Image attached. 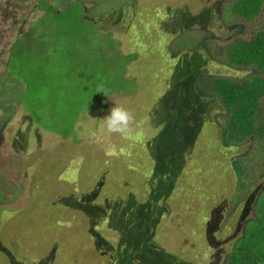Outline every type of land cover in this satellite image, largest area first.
Wrapping results in <instances>:
<instances>
[{
	"label": "rangeland",
	"instance_id": "rangeland-1",
	"mask_svg": "<svg viewBox=\"0 0 264 264\" xmlns=\"http://www.w3.org/2000/svg\"><path fill=\"white\" fill-rule=\"evenodd\" d=\"M48 1L60 9L70 8L75 21L71 25H80L78 5L82 7L88 20L85 29L91 35L89 40L82 38V42L93 60L94 76L102 71L106 76L103 79L115 78L126 63L123 86L135 90L131 95L119 92L111 96L101 113L85 112L75 125L74 138L64 139L43 129L45 124L54 126L55 122L42 116L45 124L37 125L21 105L22 86L12 89L5 72V61L16 37L29 30L43 13L38 9L40 1L0 0V264H112L101 258L102 253L95 252L94 247L99 239L114 245L118 242L122 223L115 203L120 199V184L124 180L131 184L140 202L157 204L164 210L154 239L161 249L194 264H214L217 257L220 264L225 250L216 249L217 255L212 258L210 251L214 252L215 247L209 250L205 246L209 245L208 235L218 240L215 233L226 216L228 201L224 199L232 185L228 160L220 148L219 130L211 123L217 106L199 100L190 79L171 89L164 85L170 79L167 70L177 64V59L167 55L192 52L197 42L221 48L237 34L250 39L256 29L264 27V10L255 21L247 22L221 17L218 8L222 0ZM71 25L66 29L83 37L82 27ZM128 54L138 57L127 63L124 55ZM149 63H153L154 69L147 67ZM199 65L201 71L238 75L236 70L208 61L206 55ZM158 73V81L162 77L163 82L155 80ZM113 80L110 79V86H116ZM114 103L130 109L135 116L130 131L124 135L107 134L102 121ZM179 111L183 129L178 124L175 129L184 146L182 178L175 182L174 192L161 196L159 202L151 201L154 184L143 174H147L149 165L145 162L143 171L134 172L128 165L133 163L134 148L126 149L120 142L126 139L143 146L150 160L164 169L169 160L173 118ZM120 157L126 158L121 160L128 166L112 172L108 168L110 163L114 159L112 165L115 164ZM142 163L141 160L139 164ZM194 168L196 171L190 172ZM126 172L130 174L121 177ZM190 174L199 180H188ZM114 178H121L120 182H114ZM114 187L121 193H114ZM202 191L206 193L199 195ZM202 211L211 212L209 221L203 220ZM212 218L216 228L209 224ZM228 222L235 227L232 221ZM228 222L220 228L225 229L223 225ZM225 234L231 236L227 229ZM189 239L198 242L196 255L209 252V261H195L193 247H188L184 254L181 249H172H184L180 244L190 245ZM167 254L165 257L171 260L172 256ZM102 257L108 258L106 253Z\"/></svg>",
	"mask_w": 264,
	"mask_h": 264
},
{
	"label": "trees",
	"instance_id": "trees-1",
	"mask_svg": "<svg viewBox=\"0 0 264 264\" xmlns=\"http://www.w3.org/2000/svg\"><path fill=\"white\" fill-rule=\"evenodd\" d=\"M12 1L24 3L27 0ZM39 1L38 9L43 13L31 24L29 30L16 37L5 61V72L12 89L18 90L22 86L21 105L32 115L37 125L45 124L41 119L45 116L55 124L54 126L45 124L43 129L60 134L64 139L74 138L76 137L74 128L80 116L85 112L101 113L108 106L111 96L119 92L131 95L135 89L129 91L123 86L125 77L123 68L126 63L115 78L111 76L103 79L106 76L100 73L102 71L94 76L93 60L90 59L82 42V38L89 40L91 35L85 29L84 23L88 20L81 6L78 5L77 15L80 25H71L75 21L71 19L69 7L60 9L48 0ZM219 5L221 17L224 15L247 22L255 21L264 10V0H222ZM68 25L82 27L80 30L83 37L80 38L78 34L72 35L75 30L70 28L68 29L72 32H68L66 29ZM115 40L116 45L118 42ZM204 43H195L192 52L189 50L166 54L172 60L177 59V64L167 70L170 79L164 81V85L171 89L180 81L190 79L192 91L199 100L209 101L217 106V111L213 115L214 121L211 123L219 130L220 148L228 160L232 185L224 199L228 201L226 216L215 233L222 243L208 235L209 245L205 246L209 247V250L215 247L214 252L210 251L212 258L217 255L216 249L219 252V249L225 250L220 264H264V27L256 29L250 39H245L239 34L234 35L221 48L211 44L207 46ZM182 47L185 48L186 45L183 44ZM205 55L208 61L236 70L238 75L226 76L201 71L199 64ZM105 57L108 58V55L105 54ZM124 57L128 63L130 59H137L138 55L128 54ZM152 65L149 63L147 67L154 69ZM159 76V73L155 75L156 81L159 80ZM110 79H114L116 86H110L112 82ZM161 79L158 82H163ZM98 86H103L108 97L103 93H97ZM179 112L180 114L175 112L178 115L173 118L174 130L171 128L169 160L164 169L160 168L157 162L150 160L148 151L144 150L143 146H137V143L126 139L120 142L126 149L134 148L131 151L132 157L134 155L133 163L128 164L135 170L134 172L143 171L145 162L149 165L147 174L145 172L143 174L146 180L154 184L151 189V201L159 202L161 196H168L170 192H174L175 182L182 178L184 146L181 134L175 129L176 124L183 129V117L181 111ZM170 124L171 121H168L167 125ZM61 149L63 150L64 146ZM137 155L141 157L143 162L141 165ZM122 158H117V162L112 165L113 159L108 168L114 172L115 168L128 166L121 160ZM195 171L194 168L190 172ZM115 172L118 176V171ZM129 174L126 172L121 177ZM190 178L195 177L190 174L188 180L193 181ZM120 179L114 178L113 181L120 182ZM120 187L122 193L117 187L113 188L114 193H121L119 198L122 200L119 199L115 203L122 223L118 242L114 245L99 239L94 247L95 252H101V258L109 259L112 264H194L176 255L167 254L155 243L159 217L164 210L157 204L140 202L139 197L131 190V184L126 180ZM126 194L130 197L127 195L124 200ZM202 212L203 220L209 221L211 212ZM209 212L210 216L207 214ZM228 221H232L235 227L232 228ZM210 222V226L216 228L217 224H214L213 218ZM225 222L228 224L223 225V228L227 229L232 237L227 236L225 229L220 228ZM180 233L183 235L182 230ZM191 233L195 235L194 232ZM188 243L190 245L180 244L184 249L176 247L172 249H181L179 251L184 254L188 247L191 250L193 247L195 261H204V253L200 256L195 254L199 246L197 240L189 239ZM203 250L209 251L204 247ZM104 253L108 258L102 257ZM165 254L172 256L171 260H168ZM207 254L210 256L209 252ZM94 259L96 260V257ZM103 259L102 261H105ZM219 259L217 257L213 260L217 264Z\"/></svg>",
	"mask_w": 264,
	"mask_h": 264
},
{
	"label": "clouds",
	"instance_id": "clouds-1",
	"mask_svg": "<svg viewBox=\"0 0 264 264\" xmlns=\"http://www.w3.org/2000/svg\"><path fill=\"white\" fill-rule=\"evenodd\" d=\"M97 93H103L108 97V93L103 86H98ZM114 105L108 110V114L102 118V121L107 134L124 135L130 131L131 126L135 122V116L130 109L120 104L114 103ZM203 259L209 261L210 257L205 253Z\"/></svg>",
	"mask_w": 264,
	"mask_h": 264
}]
</instances>
